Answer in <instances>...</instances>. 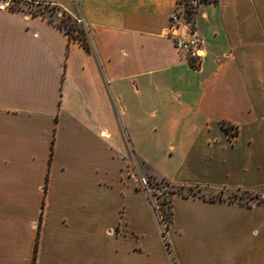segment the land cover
I'll use <instances>...</instances> for the list:
<instances>
[{"label":"crops","instance_id":"obj_1","mask_svg":"<svg viewBox=\"0 0 264 264\" xmlns=\"http://www.w3.org/2000/svg\"><path fill=\"white\" fill-rule=\"evenodd\" d=\"M42 1L90 49L0 9V264H264V202L175 195L170 253L134 171L264 187V0L200 4L198 68L167 35L178 0Z\"/></svg>","mask_w":264,"mask_h":264},{"label":"rangeland","instance_id":"obj_2","mask_svg":"<svg viewBox=\"0 0 264 264\" xmlns=\"http://www.w3.org/2000/svg\"><path fill=\"white\" fill-rule=\"evenodd\" d=\"M8 2L13 8H23L24 10L34 13H43L48 17L61 20L59 17V11L53 7L52 4H48L38 0H0L1 2ZM187 23L195 27L196 14H187ZM80 26V25H79ZM82 27V26H81ZM137 178L142 184L141 177H145L146 185L150 198L154 205V208L162 220L168 223L171 219L172 212V197L175 193L183 192L188 194H199L207 198L224 199L233 202L240 203H257L259 199H264V187L253 190L242 189H219V188H206V187H192L182 188L175 183H167L162 178H157L150 170L143 164L138 163V166L134 169ZM143 185V184H142Z\"/></svg>","mask_w":264,"mask_h":264},{"label":"built area","instance_id":"obj_3","mask_svg":"<svg viewBox=\"0 0 264 264\" xmlns=\"http://www.w3.org/2000/svg\"><path fill=\"white\" fill-rule=\"evenodd\" d=\"M8 2H1L0 9L4 10L9 8ZM187 8L184 0H178L176 8L170 17L169 28L167 30V35L174 40L175 48L178 55L190 63L194 68H198L201 65L203 54L202 45L203 39L197 34L195 27L187 23ZM75 21L78 25L85 29L88 33L89 29L84 25L85 20L83 17H76ZM236 129L232 128L229 133L231 135L236 133ZM142 184L148 188L146 185V179L141 177Z\"/></svg>","mask_w":264,"mask_h":264},{"label":"trees","instance_id":"obj_4","mask_svg":"<svg viewBox=\"0 0 264 264\" xmlns=\"http://www.w3.org/2000/svg\"><path fill=\"white\" fill-rule=\"evenodd\" d=\"M38 1H42V0H38ZM185 1V4H186V8H187V13L188 14H197L198 13V7L200 6V4L202 3H205V2H217L218 0H184ZM43 2H46V1H43ZM48 4H52V3H49V2H46ZM53 7L55 9H57L59 11V15L61 17V20L58 22L59 26L61 28H63L70 36V38H78L80 39L84 44L85 46L90 49V45H89V42H88V38H87V34L85 32V29L81 26H79L76 21H75V18L68 14L66 11H62L61 8L55 4H52ZM17 9H21V8H17ZM34 15H38V14H42L44 16H46L45 14L43 13H38V12H34L32 13ZM50 20H54L53 17H49ZM224 128L229 132L231 129H232V126L224 123ZM163 180H165L167 183H172L171 181L165 179V178H162ZM183 188V187H182ZM192 188V187H191ZM190 188V189H191ZM177 194H184V195H198V194H188V193H183V192H179V193H175L173 195V197ZM172 197V199H173ZM211 200H218L216 198H209ZM219 200H224V199H219ZM258 202H264V199H259ZM248 206H251L252 203H244ZM171 206H172V203H171ZM172 214H173V211L171 212V219L168 223L164 222V231H163V237H164V240L166 242V245L168 247V250L169 252L171 253L172 250H171V247H170V243L168 242L167 240V231L169 230L170 228V224H171V220H172Z\"/></svg>","mask_w":264,"mask_h":264}]
</instances>
